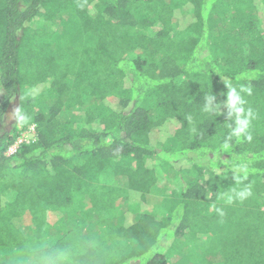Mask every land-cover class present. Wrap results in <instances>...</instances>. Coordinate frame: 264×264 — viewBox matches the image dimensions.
<instances>
[{"label": "trees", "instance_id": "1", "mask_svg": "<svg viewBox=\"0 0 264 264\" xmlns=\"http://www.w3.org/2000/svg\"><path fill=\"white\" fill-rule=\"evenodd\" d=\"M146 256L264 264V0H0V264Z\"/></svg>", "mask_w": 264, "mask_h": 264}, {"label": "rangeland", "instance_id": "2", "mask_svg": "<svg viewBox=\"0 0 264 264\" xmlns=\"http://www.w3.org/2000/svg\"><path fill=\"white\" fill-rule=\"evenodd\" d=\"M17 112H18V102H16V100H15L12 103V105L9 107L8 111L6 112V114L4 116L3 125H2L3 131L8 132L14 127H17V128L19 127L20 114ZM31 126L32 125H30L29 127H31ZM20 138H24L26 141H31L33 139V135L26 128L25 130L22 131L21 137H19L17 139L15 144L20 143V141H19ZM15 144L10 147L11 149L6 153L7 155L12 154L14 149L17 148L18 145L15 146ZM148 258H149V256H146V257L140 258L134 262H138V264H146V261L148 260ZM129 263H131V262H129Z\"/></svg>", "mask_w": 264, "mask_h": 264}, {"label": "built area", "instance_id": "3", "mask_svg": "<svg viewBox=\"0 0 264 264\" xmlns=\"http://www.w3.org/2000/svg\"><path fill=\"white\" fill-rule=\"evenodd\" d=\"M28 131L31 132L32 135H34V128H33V126H31V127L28 129ZM19 141H20V143H21V142H28V141H26L24 138H20ZM16 145H18V144H15V146H16ZM10 149H11V148H9V150H10ZM15 150H16V148L14 149L13 152H15ZM13 152H12V153H13Z\"/></svg>", "mask_w": 264, "mask_h": 264}, {"label": "clouds", "instance_id": "4", "mask_svg": "<svg viewBox=\"0 0 264 264\" xmlns=\"http://www.w3.org/2000/svg\"><path fill=\"white\" fill-rule=\"evenodd\" d=\"M229 102L231 104H234L235 103V98H234V95L232 93L229 94ZM242 123H245V122H242ZM239 131H242V128H238L237 129V132H239Z\"/></svg>", "mask_w": 264, "mask_h": 264}]
</instances>
